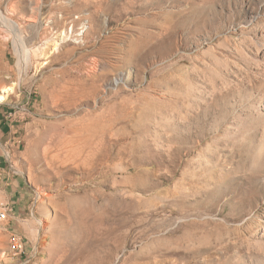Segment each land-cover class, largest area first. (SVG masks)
<instances>
[{
	"label": "rangeland",
	"instance_id": "1",
	"mask_svg": "<svg viewBox=\"0 0 264 264\" xmlns=\"http://www.w3.org/2000/svg\"><path fill=\"white\" fill-rule=\"evenodd\" d=\"M2 94L0 264H264V0H0Z\"/></svg>",
	"mask_w": 264,
	"mask_h": 264
},
{
	"label": "built area",
	"instance_id": "2",
	"mask_svg": "<svg viewBox=\"0 0 264 264\" xmlns=\"http://www.w3.org/2000/svg\"><path fill=\"white\" fill-rule=\"evenodd\" d=\"M7 217H8V213L6 210L0 212V221H5ZM13 248L16 255L25 256V257L29 255L27 245L22 240L21 237L18 236L15 237L13 241ZM28 257H29L28 259H31L32 256H28Z\"/></svg>",
	"mask_w": 264,
	"mask_h": 264
},
{
	"label": "bare ground",
	"instance_id": "3",
	"mask_svg": "<svg viewBox=\"0 0 264 264\" xmlns=\"http://www.w3.org/2000/svg\"><path fill=\"white\" fill-rule=\"evenodd\" d=\"M2 20H4V21H7L8 22V24L9 25H11L12 27H15L16 28V22H14V21H12V19L11 20H9V18H6V17H2ZM22 43V42H21ZM24 44V43H23ZM23 47V46H22ZM28 50L24 47L23 49H21L20 50V54H21V56H22V58H23V63L24 64H26V61L28 60ZM12 88L11 87H6V88H4V89H2V92H10V90H11ZM5 98V96L2 94L1 95V97H0V100H2V99H4Z\"/></svg>",
	"mask_w": 264,
	"mask_h": 264
}]
</instances>
